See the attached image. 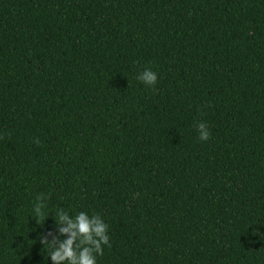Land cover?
I'll return each instance as SVG.
<instances>
[{
    "label": "trees",
    "instance_id": "obj_1",
    "mask_svg": "<svg viewBox=\"0 0 264 264\" xmlns=\"http://www.w3.org/2000/svg\"><path fill=\"white\" fill-rule=\"evenodd\" d=\"M0 137V264L59 209L97 264H264V0H0Z\"/></svg>",
    "mask_w": 264,
    "mask_h": 264
},
{
    "label": "clouds",
    "instance_id": "obj_2",
    "mask_svg": "<svg viewBox=\"0 0 264 264\" xmlns=\"http://www.w3.org/2000/svg\"><path fill=\"white\" fill-rule=\"evenodd\" d=\"M136 79L154 89L157 74L146 68ZM195 127L199 133V141L206 142L210 139L211 134L206 123L198 122ZM45 200L46 197L39 194L33 204V219L37 225L38 221H43L44 225L47 219L44 212ZM54 223L56 234L49 232L39 238L51 264H97V257L103 255L104 246L111 247L107 234L108 225L99 214L89 216L86 212H79L71 216L64 209H59L55 213Z\"/></svg>",
    "mask_w": 264,
    "mask_h": 264
}]
</instances>
